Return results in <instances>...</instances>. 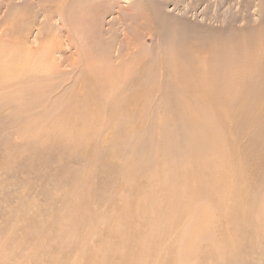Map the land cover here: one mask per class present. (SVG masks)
I'll list each match as a JSON object with an SVG mask.
<instances>
[{
    "label": "rangeland",
    "instance_id": "1",
    "mask_svg": "<svg viewBox=\"0 0 264 264\" xmlns=\"http://www.w3.org/2000/svg\"><path fill=\"white\" fill-rule=\"evenodd\" d=\"M260 37L264 0H0V69L9 66L18 75L0 89V252L2 247L12 251L6 264H32L25 255L37 232L55 239L46 251H38L42 244L31 250L41 264H52L50 254L61 244L64 264H72L88 229L96 231L92 244L106 238L131 185L150 184L154 171L179 164L207 143L199 138L198 119L185 112L186 99L196 112L207 107L226 123L225 112L235 105L237 85L244 80L232 76L244 63L242 54ZM136 57L139 68L113 92L116 106L144 94L132 109L133 122L118 110L121 123H107L93 138L78 142L49 135L48 125L63 114L67 99L82 103L80 112L89 106L83 101L88 89L107 95L93 83L91 62L117 67ZM204 69L211 70L205 77ZM228 82L237 85L232 89ZM95 92L99 95L87 98L102 104L103 95ZM88 176L96 196L77 227L76 216L83 214L78 187ZM138 212L140 222L151 217L144 208ZM74 239L76 248L68 250L65 244ZM17 245L21 250L14 254ZM200 261L193 264L207 263ZM250 262L264 264V253L256 252Z\"/></svg>",
    "mask_w": 264,
    "mask_h": 264
},
{
    "label": "bare ground",
    "instance_id": "2",
    "mask_svg": "<svg viewBox=\"0 0 264 264\" xmlns=\"http://www.w3.org/2000/svg\"><path fill=\"white\" fill-rule=\"evenodd\" d=\"M129 45L132 46L131 43ZM242 55L245 56L244 63L240 64L239 70H235L232 78L240 79V75L244 76V80L238 85L237 82L227 83L232 89L236 85L241 89L238 92L240 96L232 100L235 103L233 108L225 112L227 128H223L225 122L223 125L213 113H208L207 107L200 113V110L196 112L194 105L186 99L185 112L193 121L198 119L202 130L198 135L199 138L204 136L201 141L206 139L207 143L203 144L206 148L168 169L160 167L154 171L148 185H131L124 203L116 207V226L107 228L104 232L106 238L103 236L97 244L90 242L96 231L88 229L85 233L87 239L84 238L81 247L77 248L72 264H186L188 259L193 260L191 264L199 259L206 264H217L221 260L229 264H247L252 262L250 257L256 252L264 253V37L258 38ZM137 57L117 67H96L91 62L88 69L93 83L101 84L107 95L101 94L98 89H88V94H98L95 92L98 91L103 95V103L99 104L96 97L87 98V94L83 101L89 106L85 111L78 112L77 108L82 103L73 104L67 99L68 103L61 109L63 114H57L54 124L51 127L48 125L51 129L49 135L68 140L93 138L107 123H121L116 118L118 110L125 111L129 124L136 119L132 109L142 102L144 94H141V99L131 97L126 101L123 98L127 103L116 106L117 95L113 92L120 89L126 78L139 68ZM7 67L0 69V89L9 87L18 76L15 75L16 66L14 74ZM210 71L204 69L202 74L205 77ZM90 74L88 78L91 81ZM198 145L195 147L198 148ZM78 188L77 206L83 214L76 216L75 226L80 227L90 197H95L96 191L89 176ZM142 208L151 217L140 222L138 210ZM173 231L177 232L174 240H166ZM37 233L35 245L25 255V259L32 264L41 262L31 250L37 251L42 244L38 251H46L55 240L45 233ZM205 239L209 242L204 244ZM72 245H75V239L65 244L68 250ZM62 248L61 244L56 247L57 252L50 254L52 264L68 261ZM2 250L0 264H6L7 259H12V251L7 247H2ZM18 250L21 247L17 245L13 253H19ZM68 256L71 258L70 254Z\"/></svg>",
    "mask_w": 264,
    "mask_h": 264
}]
</instances>
